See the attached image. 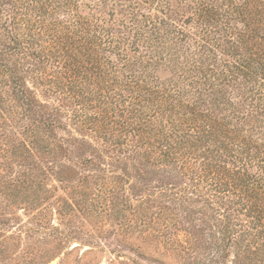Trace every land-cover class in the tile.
I'll list each match as a JSON object with an SVG mask.
<instances>
[{"label": "trees", "instance_id": "16d2710c", "mask_svg": "<svg viewBox=\"0 0 264 264\" xmlns=\"http://www.w3.org/2000/svg\"><path fill=\"white\" fill-rule=\"evenodd\" d=\"M0 171H77L181 264H264V0H0Z\"/></svg>", "mask_w": 264, "mask_h": 264}, {"label": "rangeland", "instance_id": "374dc122", "mask_svg": "<svg viewBox=\"0 0 264 264\" xmlns=\"http://www.w3.org/2000/svg\"><path fill=\"white\" fill-rule=\"evenodd\" d=\"M75 172L0 190V264H181L152 235L156 224L140 223L130 209L100 211L98 186Z\"/></svg>", "mask_w": 264, "mask_h": 264}]
</instances>
